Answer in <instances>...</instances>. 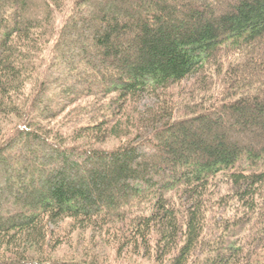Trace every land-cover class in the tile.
Segmentation results:
<instances>
[{"label":"trees","instance_id":"obj_1","mask_svg":"<svg viewBox=\"0 0 264 264\" xmlns=\"http://www.w3.org/2000/svg\"><path fill=\"white\" fill-rule=\"evenodd\" d=\"M0 114V264H264V0H0Z\"/></svg>","mask_w":264,"mask_h":264},{"label":"rangeland","instance_id":"obj_2","mask_svg":"<svg viewBox=\"0 0 264 264\" xmlns=\"http://www.w3.org/2000/svg\"><path fill=\"white\" fill-rule=\"evenodd\" d=\"M150 102L146 101L145 104L150 105ZM65 117L59 119L57 123H62L66 120ZM67 122L69 124V120H66ZM19 123V119L15 117L0 114V129H2V135L8 134L11 137L15 133L14 127ZM120 144L119 140H109L100 147L113 149ZM221 188L228 190L226 180L222 182ZM66 225L64 223L60 225L61 227H57L58 229L55 233L56 239H62V244H58L57 249L52 250V255L56 260H92L96 258L102 264H150L148 262L150 260V249L143 242H136L134 245L125 247L122 250V247L118 246V240L116 241L115 238L107 233H102L92 228H84L70 233Z\"/></svg>","mask_w":264,"mask_h":264}]
</instances>
